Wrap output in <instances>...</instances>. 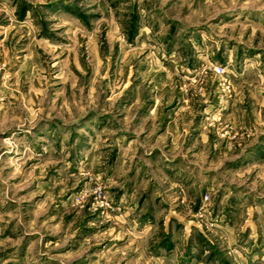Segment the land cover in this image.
Instances as JSON below:
<instances>
[{
	"label": "rangeland",
	"instance_id": "rangeland-1",
	"mask_svg": "<svg viewBox=\"0 0 264 264\" xmlns=\"http://www.w3.org/2000/svg\"><path fill=\"white\" fill-rule=\"evenodd\" d=\"M0 264H264V0H0Z\"/></svg>",
	"mask_w": 264,
	"mask_h": 264
}]
</instances>
